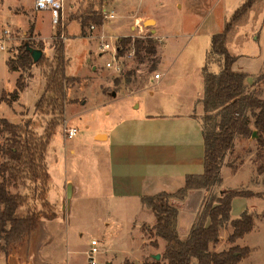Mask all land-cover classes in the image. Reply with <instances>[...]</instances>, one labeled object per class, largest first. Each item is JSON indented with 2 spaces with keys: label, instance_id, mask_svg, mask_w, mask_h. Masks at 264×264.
I'll return each instance as SVG.
<instances>
[{
  "label": "rangeland",
  "instance_id": "1",
  "mask_svg": "<svg viewBox=\"0 0 264 264\" xmlns=\"http://www.w3.org/2000/svg\"><path fill=\"white\" fill-rule=\"evenodd\" d=\"M244 1L104 0L101 10H113L115 17L98 25L97 30L88 32V25L81 27L77 18L88 0H64L57 23H52L48 10H35L34 0H0V33L2 28L12 32L6 51L0 50V96L3 90H11L14 84V74L6 66L5 55L15 56L22 43L37 45L40 41L34 38L33 32L28 33L31 24L44 41L42 51L46 57L45 61L34 63L29 69L20 70L24 82L33 76L18 101L22 106L11 107L0 99V117L11 122L17 117L22 121L30 118L33 132L36 135L44 133L54 116L35 112L34 105L40 95L37 91L45 82L43 72L48 69L47 64L54 54L53 38L58 25L68 60L65 73L80 78V83L67 92L73 103L68 104L61 117L57 116L58 125L46 148L45 162L52 176L51 182L48 181L42 189L41 185L25 181L26 184L18 188L27 196V202L18 213H39L37 228L22 241L12 244L8 254H16L25 264H91L90 241L95 239L97 252L93 257L97 264H151L156 261L165 264L162 258L165 242L154 236L151 230L155 221L152 212L139 213L134 200L122 203L108 194L99 193V185L93 179L95 150L92 135L110 124L106 112L120 110L125 103L126 98L120 95L110 97L112 91L119 88L133 91L149 86L157 72L167 71L168 77L157 89L155 101H175L181 97L187 101L193 92L194 78L205 63L210 72L220 69V58L210 52L211 36L222 31ZM136 17L140 19L141 30L134 25ZM147 20L152 22L147 23ZM127 36L150 37L156 52L152 56H143L141 51L143 59L139 60L131 47L119 56L121 70L116 72L105 65L111 55L102 52L100 45L103 39L113 40L118 45V40ZM225 46L231 55L236 56L233 69L248 74L247 91L262 97L263 86L254 81L259 74H264V0H254L251 7L233 22ZM69 126H75L77 132L66 138L64 127ZM4 138L5 134H1L0 144ZM70 148L74 152H70ZM256 151L255 137L236 136L232 150L222 163L224 182L208 191L202 190L200 194L193 192L187 201H172L179 213L176 228L181 238L187 235L209 194H220L227 189L261 192V198H234L231 216L237 218L243 210L257 214L254 228L236 242L250 248L248 256L237 264H264V218L260 216L264 212V173L256 172L257 165L264 162V155L256 157ZM87 173L92 176L90 180L85 176ZM63 176H70L80 185L68 209L65 208L69 198L66 188L61 189L60 195L56 194ZM47 194L54 199L51 200L53 204ZM237 206L240 207L239 213ZM229 233V227L222 228L218 244L210 249L228 248ZM8 254L0 249V264H6ZM155 254H159V259L154 258ZM190 264H197L196 260Z\"/></svg>",
  "mask_w": 264,
  "mask_h": 264
},
{
  "label": "trees",
  "instance_id": "2",
  "mask_svg": "<svg viewBox=\"0 0 264 264\" xmlns=\"http://www.w3.org/2000/svg\"><path fill=\"white\" fill-rule=\"evenodd\" d=\"M103 2L104 0H88L84 11L77 17L81 27L90 23L103 24L105 20L100 14ZM253 2L254 0L244 1L225 23L222 31L211 36L210 52L220 58V69L217 72H210L206 63L201 69L203 172L187 175L184 185L174 193L159 192L140 198L142 205L153 213L155 221L151 230L154 236L165 242L162 252L165 264H190L193 259L197 264H237L249 254L248 246H240L236 242L254 228L257 214L243 210L237 218H232V200L236 197L261 198L263 197L261 192L250 189H227L220 194H209L184 238L179 236L176 228L178 210L172 199H183L191 189L208 191L213 186L220 185L222 163L225 155L232 150L236 136L249 138L255 131L256 157L264 155V74H259L254 81L262 84V97L248 92L246 86L248 74L233 69L236 56L231 55L225 46L226 35L233 22L237 21ZM32 31L31 25L28 27V33ZM54 32V54L51 62L47 64L48 69L43 72L45 79L43 91L34 105L35 112L54 116L45 127L44 133L36 135L33 132L30 128L32 122L30 118L13 123L0 117V135L5 134L4 141L0 144V155L3 157L0 161V241H3L0 243V249L4 254L10 252L12 244L22 241L37 228L39 213L33 211L23 215L18 213L27 202V196L18 188L26 184L25 181L41 185L42 189L47 186L49 174L45 162L46 148L65 106L73 103L67 96L69 88L80 83V78L67 76L65 73L68 60L64 53L60 25ZM118 41L117 56H122L131 47L139 60L156 52L155 43L150 37L139 39L127 36ZM24 44L20 45L15 56L7 57L5 62L10 71L29 69L34 64ZM28 44L43 49L41 40L37 45L32 42ZM141 51L144 53L143 56L140 55ZM45 60L46 57L42 53L36 64ZM24 86L25 82L20 73L14 89L8 93L2 92L0 99L11 105L17 100ZM256 172L264 173L263 161L257 165ZM11 188L16 190L12 191ZM260 216L264 218V212ZM225 227L230 228L227 237L230 246L220 251L211 250L212 245L218 244L220 230ZM153 244H156V241H153ZM151 264L160 263L156 261Z\"/></svg>",
  "mask_w": 264,
  "mask_h": 264
},
{
  "label": "crops",
  "instance_id": "3",
  "mask_svg": "<svg viewBox=\"0 0 264 264\" xmlns=\"http://www.w3.org/2000/svg\"><path fill=\"white\" fill-rule=\"evenodd\" d=\"M31 25L34 38L43 41L34 24ZM69 27L70 25L67 26L68 29ZM11 72L14 74V84L11 90L8 88L3 90L5 93L14 89L16 78L21 73L20 70ZM157 73L159 77L154 78L149 86L133 91L120 88L112 91L110 97L120 95L126 98L125 103L120 110L106 112L110 116V124L92 135L95 150L93 179L99 185V193L108 194L115 201L122 203L134 200L139 206V213L150 211L142 205L140 200L142 196H151L159 192L174 193L184 185L187 175L203 172L204 145L201 128L203 109L200 102L203 96L202 70L197 73V80L194 78L193 92L185 102L181 99L183 97L175 101H155L157 89L161 88L168 77L167 71ZM31 78L25 82L17 100L9 106H22L18 101ZM42 85L37 91L39 94L43 91L44 83ZM67 106L68 104L65 111ZM13 122L19 123L21 120L17 117ZM70 152H74V149L70 148ZM48 174V181L51 182L52 176L49 172ZM85 176L87 180L92 177L88 173ZM222 181L224 182L223 177ZM63 188H66L65 193L69 191L65 205L68 209L79 192L80 185L70 176H63L62 185L56 194L60 195ZM202 190L204 191L188 190L185 197L179 201H187L193 192L200 194ZM47 199L49 202L54 200L49 198L48 194ZM234 203L235 199L232 200L233 210ZM61 207L64 209V204ZM239 208L237 206V213L240 212ZM18 259L16 254L10 253L5 261L6 264H25Z\"/></svg>",
  "mask_w": 264,
  "mask_h": 264
},
{
  "label": "built area",
  "instance_id": "4",
  "mask_svg": "<svg viewBox=\"0 0 264 264\" xmlns=\"http://www.w3.org/2000/svg\"><path fill=\"white\" fill-rule=\"evenodd\" d=\"M64 0H34L33 8L35 10H48L50 12V19L52 23H57L60 20L61 11L63 8ZM101 16L104 18V20H111L115 17L114 11H106L105 9L100 11ZM134 25L138 27L140 30L142 29L140 25V19L135 18L134 19ZM98 29V25H95L93 23H90L86 30L88 32H93ZM12 32L8 30L7 28H2L0 33V50L6 51L7 48V41L10 40ZM102 52H108L110 53L111 60L106 61L105 65L108 68H112L116 70V72H119L121 70V66L119 63V56H117L118 47L116 43H114L113 40L106 41L102 40V43L100 45ZM13 57V56H12ZM155 78L159 77L158 73H155ZM77 132V128L75 126H69L64 127V134L66 138L73 137ZM91 247L89 249V252L91 253L89 255V261L91 264H97V261L94 259L93 255L97 252V241L95 239H92L90 241Z\"/></svg>",
  "mask_w": 264,
  "mask_h": 264
},
{
  "label": "water",
  "instance_id": "5",
  "mask_svg": "<svg viewBox=\"0 0 264 264\" xmlns=\"http://www.w3.org/2000/svg\"><path fill=\"white\" fill-rule=\"evenodd\" d=\"M24 45H25V49L30 53L33 63H36L38 59L41 57L43 51L39 48L30 46L27 42ZM255 136H256V132L253 131L251 137H255ZM68 194H69V191H68ZM154 258L159 259V254H155Z\"/></svg>",
  "mask_w": 264,
  "mask_h": 264
},
{
  "label": "bare ground",
  "instance_id": "6",
  "mask_svg": "<svg viewBox=\"0 0 264 264\" xmlns=\"http://www.w3.org/2000/svg\"><path fill=\"white\" fill-rule=\"evenodd\" d=\"M147 22L150 23V22H152V20H148Z\"/></svg>",
  "mask_w": 264,
  "mask_h": 264
}]
</instances>
